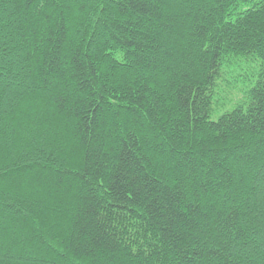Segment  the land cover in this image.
Returning a JSON list of instances; mask_svg holds the SVG:
<instances>
[{"label": "trees", "instance_id": "obj_1", "mask_svg": "<svg viewBox=\"0 0 264 264\" xmlns=\"http://www.w3.org/2000/svg\"><path fill=\"white\" fill-rule=\"evenodd\" d=\"M0 264H264V0H0Z\"/></svg>", "mask_w": 264, "mask_h": 264}, {"label": "rangeland", "instance_id": "obj_2", "mask_svg": "<svg viewBox=\"0 0 264 264\" xmlns=\"http://www.w3.org/2000/svg\"><path fill=\"white\" fill-rule=\"evenodd\" d=\"M256 67L257 64L255 62H244L240 68L238 65L231 66L230 68L233 71L224 73L219 82L217 95L219 102L215 106L217 110L212 115L213 119H216L225 111L232 110L244 100L246 91L256 79ZM220 107L221 109H219Z\"/></svg>", "mask_w": 264, "mask_h": 264}]
</instances>
